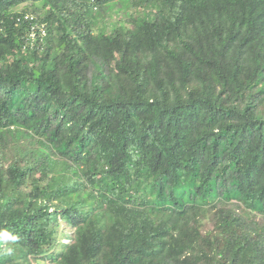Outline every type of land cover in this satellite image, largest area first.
Segmentation results:
<instances>
[{"label":"trees","instance_id":"obj_1","mask_svg":"<svg viewBox=\"0 0 264 264\" xmlns=\"http://www.w3.org/2000/svg\"><path fill=\"white\" fill-rule=\"evenodd\" d=\"M118 2L0 0V264H264V0Z\"/></svg>","mask_w":264,"mask_h":264},{"label":"clouds","instance_id":"obj_2","mask_svg":"<svg viewBox=\"0 0 264 264\" xmlns=\"http://www.w3.org/2000/svg\"><path fill=\"white\" fill-rule=\"evenodd\" d=\"M121 1L122 2L120 3L118 2L113 5V10L116 4H120L122 6L121 8H125L124 2H126L127 0H121ZM97 8L98 7L94 8L95 12H99L100 9H97ZM133 11H131L130 13L126 11V15H128V13L131 14ZM17 12L23 15L18 18L19 22L21 20H24L25 22L29 23V28L27 29L28 30L27 31V34H28L27 46L29 47V51H32L37 46L39 47L42 46L50 34L49 29H48V22L42 21L44 17V11H35L34 7L31 6V4H25V5L21 4L17 8ZM102 15H105V14H102ZM100 24L106 28V33L110 34L112 26H110V24L109 25L107 24V20L104 19L103 22H101ZM28 47H25V51L27 53L29 52ZM0 239L11 240L12 242L15 243L19 240V237L16 235H13L7 230H2L0 231ZM6 251L9 255H11L13 252V249L8 248Z\"/></svg>","mask_w":264,"mask_h":264},{"label":"rangeland","instance_id":"obj_3","mask_svg":"<svg viewBox=\"0 0 264 264\" xmlns=\"http://www.w3.org/2000/svg\"><path fill=\"white\" fill-rule=\"evenodd\" d=\"M122 6L120 4H116L114 6V11H113V14H111L110 16L108 15H105V19L108 21V22H113L115 20H117L119 17H127L126 16V11H128L129 13L131 11H133L134 9L131 8V7H125V8H121ZM42 263V262H41ZM42 264H50L49 262H45V263H42ZM52 264V263H51Z\"/></svg>","mask_w":264,"mask_h":264}]
</instances>
